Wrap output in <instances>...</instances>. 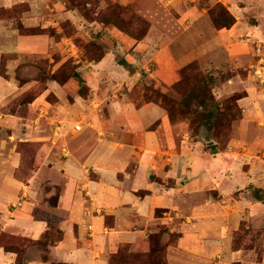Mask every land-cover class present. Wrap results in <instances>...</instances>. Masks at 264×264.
Here are the masks:
<instances>
[{
	"label": "rangeland",
	"instance_id": "rangeland-1",
	"mask_svg": "<svg viewBox=\"0 0 264 264\" xmlns=\"http://www.w3.org/2000/svg\"><path fill=\"white\" fill-rule=\"evenodd\" d=\"M35 1L11 7L0 4V22L19 27L23 34L39 35L44 47L38 53L27 55L16 67L9 66L8 56L3 55L0 59V75L26 85L24 91L0 110V118H7L5 115L19 118L16 128L0 122V148L6 151L1 153L0 161L11 153L17 156L18 167L13 175L25 182L38 169L39 158L55 138L97 134L121 142L124 134L130 136L126 125L118 128L106 124L120 112L116 111L113 101L124 103V109L128 106L139 109L144 104L153 103L168 117L163 105L164 96L176 105L188 103L191 107L188 113H182L184 111L177 106L176 119L171 121L174 141L167 148H177L179 154H201L200 159L210 169L227 167L222 170V177L229 183L219 179L216 189H203L204 193L200 189L191 190L187 196L191 204L175 199L179 210L192 220L176 217L177 212L171 209H158L157 217L172 214L176 219L169 221L170 225L152 226L149 245L153 242L152 248L162 250V257L170 264L168 249L176 250L185 229L205 225L208 232L199 242V246H203L202 252L200 255L196 254L198 251L184 254L188 260L200 264H264V37L258 38L249 30L244 31L240 34L242 50L237 55L209 53L218 39L205 38L210 34L208 23L219 31L231 29L238 22L229 8L232 1L228 0H188L193 7L188 14L196 21L184 28L182 24L187 20L184 15L190 8L187 0H37L39 11L29 15L39 20L25 27L20 18ZM244 2L235 5L245 7ZM254 7L250 4L245 10L251 24L256 20ZM198 8L201 15L196 16L194 13ZM221 11H228L235 17L233 26L216 27L213 17L220 16ZM190 33L197 36L201 33L204 38L195 36L190 40L189 48L184 43H189ZM181 54L188 56L183 63L173 64V68L165 64V55L172 59ZM122 59L128 60L131 66L119 65ZM210 77L214 80L212 97L225 113L220 120L213 118L212 130L200 126L196 112L200 108L189 99L194 92L200 93L199 82L202 84L203 78ZM226 83L232 91L222 89ZM248 90L254 96L244 101L249 96ZM214 106L210 105V108ZM157 128L158 123H154L146 131ZM11 131H17L14 138L7 134ZM186 134L191 142L188 146H184ZM131 139L128 144H133ZM199 142L201 147L195 146ZM61 152L66 157V149ZM162 156L153 161L157 167L152 168L154 181L162 182L158 175V171L163 172ZM195 159L199 157L189 156L188 168H192ZM165 166L174 168V162L168 163L167 158ZM91 173L90 177L96 179ZM235 176H246L249 183L241 184L237 179L232 188ZM176 177L174 174L168 180L170 186L183 187V183L193 181L187 176L183 181H177ZM49 188L45 187L44 195L39 199L41 207L38 206L36 213L48 219L50 230L47 237L50 241H58L63 234L59 227L62 218L54 209L58 206L60 187L47 197ZM216 204L227 210L220 215V220L217 217L212 219L211 212L208 217H200L196 212L201 205ZM5 206L12 205L7 203ZM14 209L16 207L7 212L2 222L6 211L0 207V245L5 250L17 247L16 263L36 257L47 259L49 243L25 241L21 236L4 231ZM107 220L112 223L111 218ZM186 221L190 228L184 227ZM218 226L219 231L213 230ZM122 249L128 254L145 253L130 244L122 245ZM7 256L12 257L11 254ZM161 261L155 262L159 264Z\"/></svg>",
	"mask_w": 264,
	"mask_h": 264
},
{
	"label": "crops",
	"instance_id": "crops-1",
	"mask_svg": "<svg viewBox=\"0 0 264 264\" xmlns=\"http://www.w3.org/2000/svg\"><path fill=\"white\" fill-rule=\"evenodd\" d=\"M25 1L29 0H0V4L4 7H11ZM228 1H232L229 8L238 22L231 29L219 31L215 30L210 22L208 23L210 34L205 38L207 40L208 37L218 39L217 45L208 50L210 54L220 53L230 56V53H233L237 55L242 50L240 34L244 31L249 30L250 34L258 38L264 37V0H244L245 7L235 5L242 0ZM188 3L190 8L184 15L187 20L182 24L183 28L196 21L191 14H188L193 8L192 3ZM250 4L255 6L256 13V16L253 15L256 20L252 24L245 13ZM39 8L37 0L31 2L29 9L25 10L26 12L20 18L21 24L27 27L26 25L37 23L39 18L29 13L39 11ZM194 14L201 15L200 9L198 8ZM180 21L184 20L180 19ZM190 34L189 43L187 41L184 43L189 48L191 47L190 40L197 36ZM156 36L155 34V38ZM197 37L198 39L204 38L201 33ZM41 41L39 35L23 34L19 27L8 26L0 22V59L3 55L8 56L10 67H16L27 55L42 51L44 47ZM164 58L165 64L173 68V64L183 63L188 56L181 54L178 58L171 59L165 55ZM25 88V84L20 85L14 79L7 80L0 75V110ZM222 89L227 92L232 91L227 83ZM248 93L249 96L244 101L253 98L254 93L250 90ZM112 104L117 106L115 109L120 112L112 116L111 122L107 121L106 124H114L118 128L120 125H126L131 132L130 136L124 134L121 142L113 137L112 139L109 136L102 138L97 134L69 135V138L60 140L55 138L52 143L47 144L45 152L39 158L38 169L33 171L25 182L13 175L18 167L17 156L11 153L7 158L5 157V160L3 158L0 161V207L2 211H6L1 221L5 220L4 216L10 212L12 207H16L10 216L11 219H7L6 228H3L7 234L35 241L42 239L50 227L48 219L36 213L38 206L41 207L39 199L44 195L43 191L46 186L50 187V191L46 193L47 197L60 187L57 196L58 206L54 211L62 218L59 227L63 232V238L55 245L48 246L47 259L36 257L33 260H26L24 264H109L110 257L116 254L124 244L133 245L138 251L147 252L150 250V228L159 224L170 225L169 221L176 219L172 214L168 217H157L158 209H171L177 212L176 217L192 220L193 218L185 216L183 211L179 210L178 204L174 202L175 199L191 204V200L187 198L191 190L216 189L219 179L228 182L224 176L222 177V170L227 167L210 169L203 164L200 159L201 154L188 155L186 152L179 154L177 148L175 150L167 148L174 141L172 134L174 127L167 114L157 105L149 103L139 109H132V106L124 109V103L121 101H113ZM5 116L7 118H0L2 125L9 128H16L19 125L18 117ZM154 123H158V128L146 131V128ZM7 134L14 138L17 131ZM130 138L133 144H128ZM184 138V146L191 144L188 134ZM200 145V142L195 144L197 147ZM63 148L66 149V157L61 152ZM3 151L6 152L0 148V157ZM161 156L164 161L161 167L163 172L160 174L158 171V175L162 182L152 179L154 177L152 168H157L153 161ZM174 156L178 158L175 159ZM189 156L199 157L194 160L195 164L192 168H188L187 165ZM167 158L168 163L174 162V168L167 169L168 166H165ZM91 172L97 177L96 179L90 177ZM174 174L177 175L176 180L182 179L180 181H183L187 176L193 181L183 183V187L177 185L178 182L177 187L170 186L168 180ZM237 179L241 184L249 183L246 176H235L232 179V188L238 181ZM262 179L264 181V177ZM7 203L12 206L7 208L5 206ZM196 212L201 215L200 217H208L211 212L212 219L217 217L220 220V215L227 213V210L221 209V206L216 204L215 206L201 205ZM108 217L112 219V223H108ZM185 223L184 227L190 228V224L187 221ZM219 227L213 230L219 231ZM191 228L185 229V234L179 246L175 248L176 250L168 249L170 264H200L197 261L188 260L184 254L189 255L193 251L201 254L203 246H199V242L201 237L208 232V228L205 225ZM0 250L4 251L0 252V264H17L16 253L5 250V247L1 245ZM8 254L12 257L7 256Z\"/></svg>",
	"mask_w": 264,
	"mask_h": 264
},
{
	"label": "trees",
	"instance_id": "trees-1",
	"mask_svg": "<svg viewBox=\"0 0 264 264\" xmlns=\"http://www.w3.org/2000/svg\"><path fill=\"white\" fill-rule=\"evenodd\" d=\"M213 18H214L213 21L216 27L219 29L229 28L233 26L236 22L235 17L231 15L228 11H221L220 16L213 17ZM119 65L126 67V68L131 66L130 62L126 59L120 60ZM213 82L214 80L212 77L207 78V79L203 78L202 84L200 82L198 84L200 85L199 86L200 93L197 94V92H194L192 97L189 98L190 100L195 101V103L200 108L196 110V112L199 114L198 116L200 118V121H199L200 126L205 127L208 130L213 129L212 120L214 117L220 120L225 115V113L220 109L219 102H216L214 98L212 97L213 95H212L211 85L213 84ZM163 105L165 106L171 121H174L176 119L175 117H176L177 106H180L181 111H184L182 113H185L191 109L188 103H177L176 105L174 101L168 100L166 96H164L163 98ZM210 105H215V106L214 108H210ZM232 120H235V118ZM47 234L48 232L42 239L36 240V241L32 240V242L34 241V242L41 243V241H45L46 243H49L47 245L49 246V245H55L58 241H60L63 238V234H62L61 238L58 241H53V240L50 241V238L47 237ZM24 240L27 241L28 238H25ZM150 246H151L150 250L147 251L148 253L145 252V253H140V254H133V253L128 254L127 251H124L121 246L119 251L110 257L109 264H151L153 261L152 260L153 258H154V261H153L154 264H156L155 261H159V260L160 261L162 260L159 264H167L166 259L163 258L161 255L162 250H160L159 248L158 249L152 248L153 242H151ZM22 247H24V245H22ZM15 248L16 249L13 248V250L8 249V251L18 254L17 247ZM151 252H153L152 255H151ZM157 254L158 256L155 257ZM24 263L25 261L23 260L22 262H19V263L17 262V264H24Z\"/></svg>",
	"mask_w": 264,
	"mask_h": 264
}]
</instances>
